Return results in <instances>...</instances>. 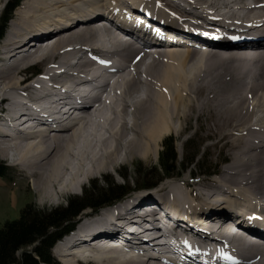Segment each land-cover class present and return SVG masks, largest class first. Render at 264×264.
Listing matches in <instances>:
<instances>
[{
    "label": "bare ground",
    "instance_id": "obj_1",
    "mask_svg": "<svg viewBox=\"0 0 264 264\" xmlns=\"http://www.w3.org/2000/svg\"><path fill=\"white\" fill-rule=\"evenodd\" d=\"M130 1L23 0L0 49V154L33 179L41 200H55L128 158L156 157L163 138L179 134L182 119L211 111L218 123L236 127V153L221 175L203 184L194 182L192 173L190 180H168L158 194L132 193L100 212L85 210L63 243L67 253L61 262L172 264L145 260L140 250L76 249L105 236L134 244L142 233L151 235L166 224L176 244L183 237L188 241L180 253L186 264H220L209 257L198 260L202 253L196 251L195 237L210 234L205 227L225 218L218 229L222 247H228L219 253L224 264H264V220L254 217L247 223L236 217V210L250 201L235 190L253 196L258 207L254 214L264 210V0H135L140 18L147 16L157 22V31L185 42L159 40L164 32L157 35L131 18L136 8L123 4ZM102 15L107 19L95 18ZM207 21L226 25L204 29ZM127 22H136L141 30L127 27ZM34 40L39 42L35 53L20 54ZM101 57L106 62L94 65ZM44 58L51 63L43 80L23 85L24 70ZM243 79L240 86L236 81ZM97 80L103 84L99 92L94 91ZM86 82L91 87L82 88ZM65 99L85 110L77 112V119L64 112L55 123L50 117L59 113ZM20 110L47 124L16 137L3 122L6 115L12 121L25 117ZM150 206L157 209L149 211ZM168 219L177 226L169 228L164 223Z\"/></svg>",
    "mask_w": 264,
    "mask_h": 264
},
{
    "label": "rangeland",
    "instance_id": "obj_2",
    "mask_svg": "<svg viewBox=\"0 0 264 264\" xmlns=\"http://www.w3.org/2000/svg\"><path fill=\"white\" fill-rule=\"evenodd\" d=\"M9 2L10 0H0V19ZM16 12L17 10L14 12L13 18H15ZM50 63V59H48V62L45 65L44 63H39L37 67L43 71L47 69ZM140 66L141 64L139 62V65L137 66L138 70ZM23 76L24 75L22 74L20 78ZM236 82H240V86H242L245 83V80H238ZM207 89L208 88H198L197 91H213L215 87L212 90ZM193 114H191L190 118L185 119V121L182 119L183 126L179 134L176 135L175 133H171L163 138L159 147V153L156 157L151 155L146 160L139 157H134L133 159L128 158L127 160L120 162L117 167L115 166L111 171L92 176L90 179L88 178L85 180V183L82 184L83 187H77V189H74V192L73 190L66 192L63 195L57 197L55 200H41L39 195L40 193L38 192L39 190H37L39 187L33 183V179L29 176H26L23 172H21L18 166H13L7 158L0 154V161L4 162L9 168L7 171L8 176H6L5 179L0 178V226L7 220L17 219L22 208H24L28 203H33L36 206L45 209L66 206L67 200L70 197L82 196L83 192L91 186L92 181H96L100 187H106L107 183L113 180L116 184L135 189L139 185L143 184L146 172L150 173L153 180L156 181L161 176V173H159L156 168L159 165V155L163 150V142L164 139L170 136L174 137L176 140V149L180 163H185L187 153L186 144H188L190 141L191 144L200 151L198 158L199 164L190 166L187 165L186 170H183L180 176H175L173 178L179 179L181 177L188 176L190 180L189 175L194 173L195 176L192 178L194 182L202 181L203 184H210L214 182L215 179L221 175L225 166L228 165L234 158V154L236 153V127H233V123L230 125H226L228 123H218L215 118L216 114L212 113L211 111H208V113L207 111L203 112V114L200 115H198L196 112H193ZM126 136L129 137L131 135L127 133ZM139 165L141 166V169H144L143 174L138 172ZM203 172L206 173L202 175ZM207 172L216 173L217 177H208ZM161 184H159L158 187H162L166 184V182L165 184ZM135 192L141 193L146 191ZM79 218L75 219L74 223ZM52 254L54 256L53 250ZM56 260L60 262L58 259ZM87 262L88 264H97L95 262ZM60 264L62 263L60 262Z\"/></svg>",
    "mask_w": 264,
    "mask_h": 264
},
{
    "label": "trees",
    "instance_id": "obj_3",
    "mask_svg": "<svg viewBox=\"0 0 264 264\" xmlns=\"http://www.w3.org/2000/svg\"><path fill=\"white\" fill-rule=\"evenodd\" d=\"M22 1L10 0L7 5L0 20V40ZM186 152L185 163H180L176 140L171 136L164 139L159 165L156 168L161 176L154 181L151 174L146 172L144 182L138 189H153L164 178L180 175L187 165L199 164L200 151L191 141L186 144ZM8 169L7 165L0 161L1 178L8 176ZM138 172L144 173L140 165ZM133 190L135 189L116 184L113 180L109 181L106 187H100L96 181H92L82 196L70 197L66 206L45 209L33 203L26 204L17 219L7 220L0 226V264H59L52 256V248L57 240L73 227L75 219L84 210H98L109 202L114 203L122 199Z\"/></svg>",
    "mask_w": 264,
    "mask_h": 264
},
{
    "label": "water",
    "instance_id": "obj_4",
    "mask_svg": "<svg viewBox=\"0 0 264 264\" xmlns=\"http://www.w3.org/2000/svg\"><path fill=\"white\" fill-rule=\"evenodd\" d=\"M112 204H113V203L109 202V203L106 204V206H109V205H112Z\"/></svg>",
    "mask_w": 264,
    "mask_h": 264
}]
</instances>
